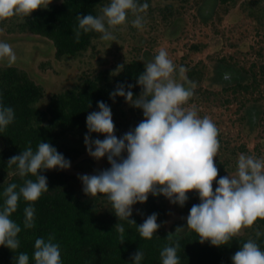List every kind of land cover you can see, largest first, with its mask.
Listing matches in <instances>:
<instances>
[{"label": "clouds", "instance_id": "9594fccd", "mask_svg": "<svg viewBox=\"0 0 264 264\" xmlns=\"http://www.w3.org/2000/svg\"><path fill=\"white\" fill-rule=\"evenodd\" d=\"M49 3L51 0H0V21L13 16L27 17L47 8ZM148 7L147 2L140 0H110L96 15L76 16L75 37L78 40L82 30L99 33L103 41H115L114 31L127 23L129 14L134 17L132 27L143 28L142 14ZM5 59L11 65L17 55L9 43L0 41V60ZM124 67V64L118 65L116 72L123 71ZM177 71L183 76L187 69L184 66L177 69L169 53L161 48L137 74L139 96L134 97L131 90L134 85L117 84L109 94L110 99L123 97L143 113L141 122L120 137L115 135L111 108L103 101L97 102L98 111L86 116L88 132L84 145L90 157L95 160L106 157L110 167L78 177L85 195L92 199L106 197L118 221L134 225L145 239H152L161 227L157 223L158 214L152 213L136 225L135 220L129 219L133 205L146 202L149 195H162L170 204L183 207L189 192L198 194L200 202L191 206L186 224L177 226L165 238L171 243L159 253L162 264H181L177 254L181 246L174 237L185 229L196 233L200 243L208 241L212 246L221 247L229 245L242 229L251 228L258 219L264 220V159L240 153L234 173L216 179L218 168L214 158L220 149L219 129L211 118L200 117L194 105L186 107L197 85L186 78L185 82H178ZM14 118L13 108L0 105V131ZM92 133L102 134L104 139H92ZM7 166H15L12 174L23 179L21 185L11 183L4 188L0 206V245L13 252L20 246L17 236L21 227L10 217L16 212L18 202L23 199L28 203L23 210V226L33 228L35 209L31 205L49 191L47 178L39 173L67 170L71 165L50 143L40 142L35 151L29 146L9 158ZM114 228L122 237L124 226L117 223ZM261 236L264 232L255 230L254 238L250 236L231 257L232 264H264V250L257 242ZM53 240L52 235L35 239L32 254L35 264H61L60 245ZM13 259L16 264H29V255L24 252ZM131 259L133 264H140L144 253L137 249Z\"/></svg>", "mask_w": 264, "mask_h": 264}, {"label": "trees", "instance_id": "16d2710c", "mask_svg": "<svg viewBox=\"0 0 264 264\" xmlns=\"http://www.w3.org/2000/svg\"><path fill=\"white\" fill-rule=\"evenodd\" d=\"M212 1L215 0L200 1L202 4L197 10H203L201 15L203 19L210 18L212 7L210 6L208 11L205 8ZM227 1L229 0L221 2L226 4ZM109 2L110 0H62L60 3L48 5L47 8L38 9L27 17H21L19 23L14 25L16 28H10L12 24H9L8 27L5 26V31L21 35L30 34L45 39L56 60L77 58L89 51L94 53L97 45L103 40L100 39L99 33H84L82 30L77 40L74 31L78 27L76 16L88 13L96 15L102 6ZM140 2H147L148 8H150V0H140ZM172 9L173 6L168 5L164 11L171 15ZM254 17L258 18V15L256 14ZM164 34L170 44L178 41L176 33L171 30V27H168ZM192 48H196V45H192ZM20 50L15 51L19 52ZM169 51L170 54L177 52L174 48ZM109 53L110 50L104 46L101 58L109 59ZM5 60H0V62ZM122 64L125 67L119 73L116 72L117 68L113 71V67L110 66L99 69L91 77H83L72 88L50 96L44 108L39 107V102L44 96L42 87L30 80L28 74L16 65L7 63L0 65V105L13 108L15 117L5 130L0 131V206L3 205L4 188L11 183L17 185L23 183L22 178L12 174L15 166L9 168L7 161L29 146L35 151L40 142L50 143L70 161V168L79 172L80 175L87 174L94 168L95 159L87 156L82 145L84 136L88 132L86 116L90 112L98 111V101L105 102L111 108L112 117L125 114L124 107L125 104H128L125 99L117 96L113 101L109 96L117 84L134 85L131 89L134 97L139 96L141 92V88L136 84V77L143 71L146 63L140 59H132ZM250 67H256V65ZM186 69L184 78L199 85L202 78L201 71L196 67H186ZM258 70L259 78L262 79L264 65L259 66ZM248 71L243 68L238 69L234 64L225 60H219L213 71L214 78L209 81V86L215 87L216 84L219 85L216 87H220L222 92L244 93L243 98L245 101L249 100L250 108H244L246 106L244 102L242 104L241 101H237L236 97V105L239 104L236 113L239 112L238 110L244 109L245 117L247 116L246 121H243V116L239 118V121L248 127V138L261 143L264 154V138L260 132L264 127V124L261 123L264 116V104L259 96L260 84L256 80L255 73L253 69ZM249 75L250 81L243 84L248 79L246 76ZM177 77H179L178 74H176V79ZM184 78L182 83L185 82ZM197 89L195 88L194 94L198 95L200 93ZM203 95L205 99L209 98V95ZM228 102L226 100L223 103L227 104ZM128 110L130 113L136 114L141 111L133 107ZM113 122L115 135L122 136L125 132L121 129L120 122L114 120ZM76 136L83 141L81 144L75 140ZM91 138L103 140L104 136L92 133ZM218 139L221 145L223 140L220 139V133ZM229 147L226 143L225 148L235 157L234 160H237L240 154L238 150L244 151L243 147L236 148L237 151L235 147ZM220 152L219 149L217 157L221 155ZM214 163L218 168L217 180L232 169L228 168V164L226 167L225 163L220 161ZM106 168L108 167L103 169ZM39 174L47 178L49 191L43 193L31 205L35 209V226L31 229L24 228L23 210L28 206V203L21 199L16 212L10 217L21 227V232L17 236L20 246L12 252L7 247L0 245V264H16L13 257L18 256L21 252L29 255V264H35L32 259L34 241L39 237L47 239L49 235L54 236L53 242L60 245L61 264H133L131 257L137 249L144 253V259L140 264H162L159 253L171 243L165 238L168 233L174 232L177 226L186 224L185 221H175L167 228L165 226L167 216L165 197L149 195L146 202L132 206V216L129 219L135 220L136 225H140L148 215L157 213V223L161 224V227L154 233L152 239L142 238L134 225L128 224L127 221H118L110 209L106 197L97 196L92 199L84 194L82 182L78 178L80 175L59 169L42 170ZM29 178L35 179V177ZM213 184L216 187L215 181ZM191 199L192 204L185 206L191 208L196 203L195 197ZM117 223H121L125 228L122 237L114 228ZM251 228L249 233L238 235L229 245L221 247L212 246L208 241L200 243L196 233L185 229L174 237V240H179L181 246L177 253L180 256L181 264H232L231 257L240 245L246 242L250 236L254 238L255 230L259 229L264 232V220L258 219ZM257 242L264 250V236L259 237Z\"/></svg>", "mask_w": 264, "mask_h": 264}, {"label": "rangeland", "instance_id": "374dc122", "mask_svg": "<svg viewBox=\"0 0 264 264\" xmlns=\"http://www.w3.org/2000/svg\"><path fill=\"white\" fill-rule=\"evenodd\" d=\"M61 1L51 0L48 5ZM200 1L150 0V8L142 14L144 16L143 28L132 27L131 20L134 17L129 14L127 23L114 31L115 41H101L94 53L89 51L73 59L56 60L49 43L43 38L5 31V26L8 27L9 24H12L10 28H14L22 16H13L0 21V41L9 43L14 51L21 49L19 52L15 51L17 60L13 64L20 70H24L30 80L42 87L44 96L39 102L40 108L47 105L50 96L63 93L78 84L83 77L93 76L99 69L112 66L114 71L118 65L132 59H140L147 63L153 59L159 49L164 48L169 53L170 59L177 65V69L179 66H184L185 68L196 67L201 71L202 78L199 85L196 86L200 94H194L186 107L194 105L200 117L207 116L216 123L220 139L223 142L220 145L221 155L217 159L214 158V162L220 161L227 167L228 162L233 159L228 164V168L232 169L228 170L229 172L224 176L231 175L235 171L236 160L225 148L226 143L230 146L229 148L243 147L244 151L238 150V153L252 154L261 159H264V154L261 143L248 138V127L239 121L241 116H243V121H246L247 116L245 117L244 109L238 110L239 112L236 113L239 106V104L236 105L237 101L244 102L246 105L244 108H250L249 100L245 101L243 98L244 93L222 92L220 87H216L219 85L209 86V81L214 78L213 71L219 60L230 62L238 69L243 68L249 70L248 72L253 69L256 80L260 84L259 96L264 104V77L260 79L258 75V67L264 65V0H229L226 4H222V0H215L206 6V11L212 7V13L210 18L204 19L201 16L203 10H197L202 4ZM168 5L173 6L171 15L164 11ZM256 14L258 18L254 17ZM168 27H171L178 38V41L171 44L164 34ZM192 45H196V48H192ZM104 46L110 50L109 59L101 58ZM171 48L177 52L170 54L172 50L170 52L169 49ZM6 63L8 64L7 60L0 62V65ZM252 65H256V67L251 68ZM176 74L179 76L177 81L182 82L185 73L181 76L177 71ZM246 77L248 79L243 84L250 81V75ZM203 94L209 95V98L205 99ZM226 100L229 102L223 103ZM130 107L129 104H125V114L112 117L115 122H120L124 132L134 129L143 119L142 110L138 114L130 113L128 110ZM261 123L264 124V116ZM260 132L264 138V127ZM75 140L80 144L83 142L77 136ZM82 145L86 152L85 145L83 143ZM86 153L85 155H87ZM95 162L94 168L87 174L91 175L104 167H110L106 157L95 160ZM66 171L80 175L79 172H75L71 168ZM214 187L213 184V190H215ZM187 195L189 198L185 205L192 204V197L197 199L194 204L200 202L196 192H189ZM165 202L167 214L165 226L167 228L175 221L186 222L185 218L190 210L188 206L180 207L170 204L166 198ZM250 230L252 228L242 229L240 235H245Z\"/></svg>", "mask_w": 264, "mask_h": 264}]
</instances>
